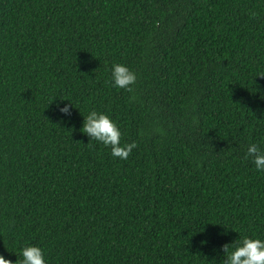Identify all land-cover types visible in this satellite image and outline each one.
Wrapping results in <instances>:
<instances>
[{
  "label": "trees",
  "instance_id": "trees-1",
  "mask_svg": "<svg viewBox=\"0 0 264 264\" xmlns=\"http://www.w3.org/2000/svg\"><path fill=\"white\" fill-rule=\"evenodd\" d=\"M90 110L136 143L127 159L83 134ZM260 142L264 0H0L5 259L220 264L264 239V172L244 159Z\"/></svg>",
  "mask_w": 264,
  "mask_h": 264
},
{
  "label": "clouds",
  "instance_id": "clouds-1",
  "mask_svg": "<svg viewBox=\"0 0 264 264\" xmlns=\"http://www.w3.org/2000/svg\"><path fill=\"white\" fill-rule=\"evenodd\" d=\"M137 75L125 64L113 63L110 68L109 84L115 89H124L128 92L133 91V85L136 83ZM255 91H259L256 88ZM71 103L65 104L59 111L64 115H70ZM73 107V106H72ZM83 134L105 148L110 149V154L125 160L130 155L133 148L137 145L135 142L129 144L121 143L122 133L117 123L111 117L95 110L88 111L83 117ZM264 142L250 143L244 154L245 160H250L255 170L264 172ZM224 259L220 264H264V239L253 238L242 235L239 239L230 244L222 246ZM21 259L19 264H48L44 249L27 244L19 249ZM0 264H15L4 256L0 255Z\"/></svg>",
  "mask_w": 264,
  "mask_h": 264
}]
</instances>
